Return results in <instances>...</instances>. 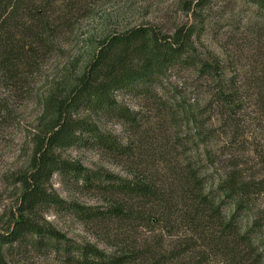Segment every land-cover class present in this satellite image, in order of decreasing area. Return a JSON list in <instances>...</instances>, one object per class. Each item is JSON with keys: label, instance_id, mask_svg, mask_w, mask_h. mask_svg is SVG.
<instances>
[{"label": "rangeland", "instance_id": "rangeland-1", "mask_svg": "<svg viewBox=\"0 0 264 264\" xmlns=\"http://www.w3.org/2000/svg\"><path fill=\"white\" fill-rule=\"evenodd\" d=\"M199 1L61 0L57 4L61 18L70 19L71 26H61L52 53L40 59L38 68L24 72L16 86L0 84V98L6 104L0 113V235L8 233L17 217L21 193L17 178L31 171L38 138L54 131L60 102L77 85L101 44L134 28L172 34L193 25V55L198 64L218 60L224 68L219 80L207 81L193 67L176 66L143 89L116 97L127 113L125 118L92 108L71 110L74 120L82 119L111 136L124 148L122 152H110L89 141L51 150L59 161L148 184L155 189L156 199L105 194L59 171L45 184L59 204L37 210L34 219L73 244L91 246L109 257L130 256L128 264L153 260L239 264L205 247L202 228L183 217L189 202L181 190L193 171L203 178L204 192L215 189L223 174L222 163L231 157L263 176L264 7L252 0H204L195 9ZM236 80L244 100L237 116L239 136L233 139L222 127L214 98L219 85L230 90ZM209 151L216 157L225 152L226 157L211 166ZM117 202L126 211L119 219L82 221L64 208H110ZM223 202L229 219L234 206L229 200ZM253 220L251 213L239 217L241 233L249 230ZM253 244L264 264V230L256 232ZM60 245L34 237L2 246V253L6 264H75L63 255Z\"/></svg>", "mask_w": 264, "mask_h": 264}, {"label": "trees", "instance_id": "trees-1", "mask_svg": "<svg viewBox=\"0 0 264 264\" xmlns=\"http://www.w3.org/2000/svg\"><path fill=\"white\" fill-rule=\"evenodd\" d=\"M252 1L264 7V0ZM202 2L204 0H200L195 9L202 6ZM58 3L61 0H0L1 85L7 88L16 86L23 79L24 72L38 68L40 59L52 53L56 47L55 41L60 37L61 26H71L70 19L61 18ZM192 13L196 17V12ZM195 30V26L185 25L172 34H162L151 28L139 27L101 44L77 85L60 102L58 123L54 126V131L46 138H38L31 171L17 178L21 186L18 214L8 233L0 235V264H6L2 246L34 237L53 241L55 244L61 243V252L75 264L130 263V256L109 257L91 246L73 244L57 231L40 226L34 219L37 210L59 204L47 192L45 184L54 172L61 171L62 174H71L81 179L87 187L105 194L156 199L155 189L148 184H137L59 161L51 150L79 146L89 141L101 149L122 152L124 148L111 136L99 132L95 126L82 119L74 120L71 110L92 108L113 118H125L127 113L117 103L116 97L143 89L157 75H164L176 66L193 67L207 76V81L219 80L224 74V68L218 60H214L212 64H198V58L193 55ZM218 87L214 99L216 107L221 110L222 127L227 136L236 139L240 131L237 116L244 100L240 92L242 85L236 80L230 90H225L220 85ZM5 106L0 98V113ZM230 145L232 147L234 143ZM223 156L226 157L225 152L216 157L215 153L209 151V164L215 166ZM240 161L231 157L226 163H222L224 166L220 170L223 169V174L220 175L219 183L208 192H204L203 178L197 172H191L181 190L184 200L189 202L185 205L188 211L183 217L191 225L202 228L207 241L204 245L213 255L234 258L239 264H263L262 255L253 244V236L264 230V202L261 201L264 196V172L262 177H258L255 168H243ZM220 198L222 200L219 201ZM226 200L234 206L229 219L223 212V201ZM64 208L82 221L119 219L126 213L118 202L110 208ZM250 213L254 215V220L249 230L241 233L238 219ZM169 263L153 260L148 264Z\"/></svg>", "mask_w": 264, "mask_h": 264}]
</instances>
